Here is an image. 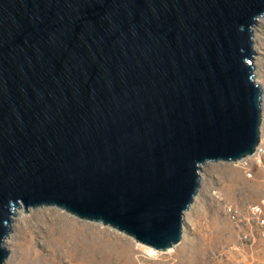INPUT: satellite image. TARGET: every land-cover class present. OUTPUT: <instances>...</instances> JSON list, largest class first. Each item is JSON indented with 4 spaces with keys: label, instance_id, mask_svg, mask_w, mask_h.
I'll use <instances>...</instances> for the list:
<instances>
[{
    "label": "water",
    "instance_id": "obj_1",
    "mask_svg": "<svg viewBox=\"0 0 264 264\" xmlns=\"http://www.w3.org/2000/svg\"><path fill=\"white\" fill-rule=\"evenodd\" d=\"M264 0H0V264L56 206L167 252L202 165L253 154Z\"/></svg>",
    "mask_w": 264,
    "mask_h": 264
},
{
    "label": "rangeland",
    "instance_id": "obj_2",
    "mask_svg": "<svg viewBox=\"0 0 264 264\" xmlns=\"http://www.w3.org/2000/svg\"><path fill=\"white\" fill-rule=\"evenodd\" d=\"M254 66L261 84L264 131V17L254 26ZM264 148V137L262 138ZM245 168L228 162L202 165L197 194L184 213L181 242L167 252L136 243L100 223L56 206L15 210L5 238L4 264H264V238L250 207L264 212V153ZM231 204L239 214L231 220Z\"/></svg>",
    "mask_w": 264,
    "mask_h": 264
},
{
    "label": "built area",
    "instance_id": "obj_3",
    "mask_svg": "<svg viewBox=\"0 0 264 264\" xmlns=\"http://www.w3.org/2000/svg\"><path fill=\"white\" fill-rule=\"evenodd\" d=\"M264 137V131L261 129L260 132V141L258 145L255 148V151L253 154L243 157L239 160L228 162L233 163L236 166H239L241 168H245L247 177H252V172L249 170V164L252 159L259 158L262 153H264V148L262 146V138ZM224 211L227 214V216L233 220L237 221L239 214L237 213L236 209L231 204H225L224 205ZM251 214L255 217L256 223L259 225L262 231V236L264 238V212L263 208L260 205H253L250 207Z\"/></svg>",
    "mask_w": 264,
    "mask_h": 264
},
{
    "label": "bare ground",
    "instance_id": "obj_4",
    "mask_svg": "<svg viewBox=\"0 0 264 264\" xmlns=\"http://www.w3.org/2000/svg\"><path fill=\"white\" fill-rule=\"evenodd\" d=\"M4 243H5V241H4Z\"/></svg>",
    "mask_w": 264,
    "mask_h": 264
}]
</instances>
